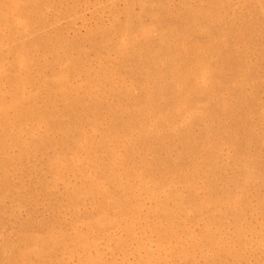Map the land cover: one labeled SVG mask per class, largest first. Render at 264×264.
Wrapping results in <instances>:
<instances>
[{"label": "bare ground", "instance_id": "6f19581e", "mask_svg": "<svg viewBox=\"0 0 264 264\" xmlns=\"http://www.w3.org/2000/svg\"><path fill=\"white\" fill-rule=\"evenodd\" d=\"M0 264H264V0H0Z\"/></svg>", "mask_w": 264, "mask_h": 264}]
</instances>
